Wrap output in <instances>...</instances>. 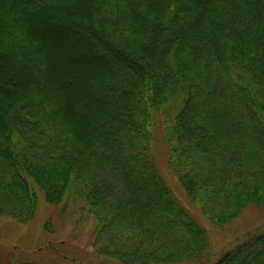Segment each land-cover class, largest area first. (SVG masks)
Listing matches in <instances>:
<instances>
[{
    "label": "trees",
    "instance_id": "16d2710c",
    "mask_svg": "<svg viewBox=\"0 0 264 264\" xmlns=\"http://www.w3.org/2000/svg\"><path fill=\"white\" fill-rule=\"evenodd\" d=\"M160 133L212 225L264 205V0H0V218L25 226L43 200L75 216L70 239L89 227L96 264H203ZM260 228L211 264H264Z\"/></svg>",
    "mask_w": 264,
    "mask_h": 264
},
{
    "label": "rangeland",
    "instance_id": "374dc122",
    "mask_svg": "<svg viewBox=\"0 0 264 264\" xmlns=\"http://www.w3.org/2000/svg\"><path fill=\"white\" fill-rule=\"evenodd\" d=\"M80 52L77 54H80ZM67 67L72 71L76 69L75 65L71 63ZM86 84L89 83L86 82ZM153 157L163 178L174 191L176 197L208 231L210 239L209 253L203 264H211L215 261L224 251L232 248L239 240H242L245 232L258 227L264 230V205H249L238 219L224 228H217L204 218L182 192L177 176L168 170V151L161 133L156 139ZM40 203L37 215L31 223L25 226H18L6 218H0V264H6L12 256L31 260L37 259L43 264H77L70 262V258L82 260L83 264H96L98 259L90 255L93 253L92 247L86 237L89 227L86 228L83 238L70 239V231L74 232L72 219L75 216L69 215L66 219H59L53 206L47 205L43 200ZM49 218H53L55 221L56 231L54 234L45 231L44 225ZM51 241L60 249V253L54 254L53 249L50 248ZM67 245L71 246L67 247ZM62 254L65 259H61ZM185 264L194 263L188 262Z\"/></svg>",
    "mask_w": 264,
    "mask_h": 264
}]
</instances>
